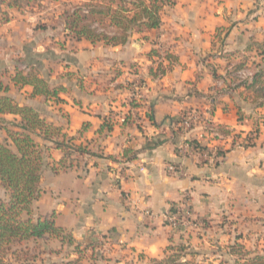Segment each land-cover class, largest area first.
<instances>
[{
    "label": "crops",
    "instance_id": "crops-1",
    "mask_svg": "<svg viewBox=\"0 0 264 264\" xmlns=\"http://www.w3.org/2000/svg\"><path fill=\"white\" fill-rule=\"evenodd\" d=\"M22 3L0 0V95L36 108L95 153L78 155L77 164L63 168L64 151L39 136L47 164L37 216L53 217L81 246L101 243L148 259L163 256L183 237L166 224L165 215L186 193L201 219L229 212L240 219L242 210L261 207L264 104L238 80L237 66L245 63L264 73V0H177L165 8L159 28L134 33L118 46L76 41L67 35L65 11L55 15V23L47 10L32 13ZM153 49L174 59L152 55ZM159 61L166 72L154 76L150 69ZM23 65L35 67L52 87H65L59 94L64 101L33 97L32 86L16 85L13 75ZM136 87L139 106L131 110ZM151 106L154 120L148 116ZM194 108L205 113L206 122L187 131L176 128L179 115ZM127 114L131 120L123 123ZM106 119L114 121L109 132L100 130ZM20 120L0 114V124L8 128ZM256 123L261 132L247 148L210 133L220 124L244 137ZM192 141L211 156L192 151ZM5 196L0 185V197Z\"/></svg>",
    "mask_w": 264,
    "mask_h": 264
},
{
    "label": "trees",
    "instance_id": "trees-1",
    "mask_svg": "<svg viewBox=\"0 0 264 264\" xmlns=\"http://www.w3.org/2000/svg\"><path fill=\"white\" fill-rule=\"evenodd\" d=\"M176 3L177 0H82L74 4L69 12L66 11L67 35L76 41L85 39L93 44L102 42L111 46L126 45L134 33L142 34L159 28L165 8ZM151 54L174 59L171 53L162 56L156 49ZM244 66L245 63H241L237 69ZM165 72L166 66L162 61H159L155 71L150 69L154 76ZM13 81L16 85L32 86L33 97L61 100L59 94L65 90L63 86L52 87L33 66L29 71L17 69ZM242 85L253 92L254 100L263 99L260 104H264V73L256 72L250 82ZM138 106V103L131 102V109ZM149 109L148 116L154 120L152 106ZM7 113L19 115L21 120L15 123V128H8L6 138L0 141V185L6 191V196L0 197V264H30L31 259H22L20 253L24 252L22 247L28 246L31 241L50 235L58 238L61 243L68 238L69 243L74 244L72 233L57 225L53 217L43 218L36 214L35 204L43 193L41 182L47 160L46 148L35 139V135L53 140L64 151V159L61 160L63 168L74 166L75 155L95 153L88 145L76 143L75 137L68 136L61 127L48 122L36 108L20 105L10 95H0V114ZM260 118L264 124V114ZM129 120L131 115L127 114L123 123ZM261 123H256L244 137L220 124L215 125V129L224 135L232 134L234 143L247 148L255 145L261 132ZM113 125L112 119H106L100 130L109 132ZM18 246L20 250H17ZM174 246H168L169 253L164 257H151L140 264H213L186 258L193 255L192 252H186L185 245L181 244L178 248ZM243 250V245L237 241L229 248L234 261L222 264H264V253Z\"/></svg>",
    "mask_w": 264,
    "mask_h": 264
},
{
    "label": "rangeland",
    "instance_id": "rangeland-1",
    "mask_svg": "<svg viewBox=\"0 0 264 264\" xmlns=\"http://www.w3.org/2000/svg\"><path fill=\"white\" fill-rule=\"evenodd\" d=\"M21 1L25 5L28 4L27 9L29 12L35 13L47 10L46 13L49 20L53 19V22L56 20L58 23L59 20L55 18V15L59 13L64 14V11L66 13L74 4L82 0H61L53 4H46L49 0ZM59 3H61V6ZM60 44L64 45L62 42H60ZM72 50L77 52L75 48H72ZM250 62H253V60ZM252 65H254V62ZM118 72H120V70L115 68L114 73ZM52 100L55 101V103L64 101L57 99ZM69 103L68 101V104ZM263 114L264 112L262 115ZM67 116H69V114ZM10 126L12 129L15 128V123ZM263 127L264 124L262 128ZM7 129V125L0 124V141L6 138ZM66 134L70 136L68 133ZM39 138V135H35V139L38 140V142L40 141ZM75 142L82 145H89V143L77 142L76 138ZM236 146L241 145L236 144ZM78 161H80V157ZM74 163L77 164V160ZM260 206L261 207L257 208L258 210L256 208L254 210L250 209L249 212L247 210V212L242 210L241 217L239 215L241 212L237 210L235 213L237 216L239 215L238 217L240 219L230 217V215H233V213L230 212L229 215L220 214L209 220L198 217L199 224L195 227L199 226L198 228L200 229L195 228V230L193 228L194 226L189 227L183 232L184 234L181 239L173 240L172 245H175L174 248H178L181 244L185 245L187 248L186 252H192L193 254L186 256V258H194L198 261L212 262L213 264L233 262L234 257L229 254V248L231 245H235L237 241L243 245L246 251H259L264 253V203ZM176 232L177 234L182 233L181 231ZM110 247L111 248H104V244L101 243L81 246L80 244H76L75 241L74 244H70L68 238L65 239L63 243H61L59 239L55 241H46L41 238L34 242L31 241L28 246H23L24 252L20 254L22 259L24 257L31 259L30 264H72L74 262L78 264H116L115 259L117 258L122 260L121 264H140L147 262L149 258H151L149 257L147 259L145 255L137 256L132 255V253H116L114 250L117 251V248L113 246ZM16 248L20 250V246ZM167 253H169V251L166 250L160 258L164 257ZM132 256L135 258H132Z\"/></svg>",
    "mask_w": 264,
    "mask_h": 264
},
{
    "label": "built area",
    "instance_id": "built-area-1",
    "mask_svg": "<svg viewBox=\"0 0 264 264\" xmlns=\"http://www.w3.org/2000/svg\"><path fill=\"white\" fill-rule=\"evenodd\" d=\"M23 70L29 71L30 68L27 65H23ZM256 71L249 66L243 67L238 70V78L241 83L248 82L253 79ZM139 88H135V90L131 94V98L129 103V107L131 109V102H137L140 98V93L138 92ZM132 108L131 110H133ZM206 122V116L203 111H200L197 108L184 110L175 121L174 126L182 131L190 130L198 125H201ZM213 137L218 139H227L231 138L233 140V135H224L217 131L214 126L211 127L210 131ZM234 143V142H233ZM237 143H234L236 145ZM192 151L198 152L201 156L206 159L211 156V154L204 150L198 143L191 142L189 145ZM220 152L219 146L213 147V153L218 155ZM176 171L184 174V171L181 167L175 168ZM189 195L184 194L183 198L176 202L170 211L165 215L166 224L173 229L174 231L185 232L189 227H195L199 224V218L194 215L189 206ZM149 213V211L146 210Z\"/></svg>",
    "mask_w": 264,
    "mask_h": 264
}]
</instances>
